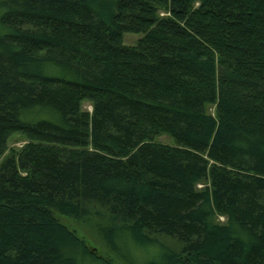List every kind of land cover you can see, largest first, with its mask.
<instances>
[{
  "label": "trees",
  "instance_id": "obj_1",
  "mask_svg": "<svg viewBox=\"0 0 264 264\" xmlns=\"http://www.w3.org/2000/svg\"><path fill=\"white\" fill-rule=\"evenodd\" d=\"M12 134L0 264H112L57 216L264 264V0H0V158Z\"/></svg>",
  "mask_w": 264,
  "mask_h": 264
},
{
  "label": "rangeland",
  "instance_id": "obj_2",
  "mask_svg": "<svg viewBox=\"0 0 264 264\" xmlns=\"http://www.w3.org/2000/svg\"><path fill=\"white\" fill-rule=\"evenodd\" d=\"M161 15L163 14L159 13V16ZM140 37L141 35L137 33H124L122 34V44L125 46H132ZM80 109L89 112L90 105L87 102H82ZM156 141L166 145L172 144L170 139L166 136H160ZM25 142L22 135L12 134L6 141L5 152L0 160L8 154L17 153L25 145ZM201 187L202 185L200 184L196 186L197 189ZM56 218L69 231L74 232L89 250H93L97 256L112 264H157L159 261L157 249L151 246L145 247L137 245L125 236L105 242V240L95 232L93 222L88 219L73 221L61 216H57ZM216 221L222 223L224 218L218 216ZM158 241L167 249H176V246L169 240L159 239Z\"/></svg>",
  "mask_w": 264,
  "mask_h": 264
}]
</instances>
